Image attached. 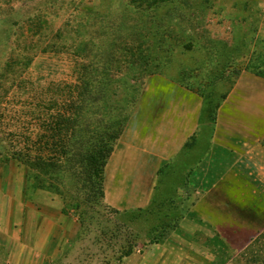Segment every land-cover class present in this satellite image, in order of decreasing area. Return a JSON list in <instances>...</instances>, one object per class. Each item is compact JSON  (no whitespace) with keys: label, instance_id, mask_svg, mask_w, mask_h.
Segmentation results:
<instances>
[{"label":"rangeland","instance_id":"1","mask_svg":"<svg viewBox=\"0 0 264 264\" xmlns=\"http://www.w3.org/2000/svg\"><path fill=\"white\" fill-rule=\"evenodd\" d=\"M139 1L0 0V193L10 199L0 264H154L163 246L178 248L182 264H264V236L250 250L262 261L242 256L264 232L257 167L229 175L220 205L186 211L179 187L194 155L161 166L143 152L171 103L213 121L242 98L237 86L264 88V0ZM100 141L108 157L89 200L66 156L94 153ZM41 214L68 216L57 248L37 237Z\"/></svg>","mask_w":264,"mask_h":264},{"label":"crops","instance_id":"2","mask_svg":"<svg viewBox=\"0 0 264 264\" xmlns=\"http://www.w3.org/2000/svg\"><path fill=\"white\" fill-rule=\"evenodd\" d=\"M236 88L243 94L242 98L236 102L223 103L213 121H201L197 110L184 103L173 102L170 106H166L163 114H160L162 120L153 131L154 138H150L147 149H143V152L146 151L149 155L159 158L161 166L170 162L175 164L177 158L179 160L183 154L189 158L194 155L195 160L187 164V173H191L189 181L179 187L184 192L181 195L182 208H186V211L188 206L193 208L205 204V200H208L207 203L211 206L220 205L218 202L215 203V199H219L221 190L230 189L229 175L235 174L237 169L242 171L248 167H257L259 172L264 174V98L251 96L254 93L264 94V88L251 86ZM206 126L210 128L208 135L205 133L208 129ZM194 134L195 137L192 138ZM192 139H195L196 149H193ZM188 142L190 144H187ZM193 176L198 181H191ZM23 194L21 187L15 195L18 208L14 216L16 225L14 224L11 232L13 237H18L20 234L24 208ZM0 198L4 202V211L0 214V229L5 232L8 228L9 216L6 213L10 199L4 193H0ZM64 217L68 216L41 214L37 237L57 248L63 232L61 222ZM217 230L227 238L232 247L234 246L237 253L242 250L243 246L237 245L227 233L226 225L218 224ZM154 248L161 249V254H165L163 260L157 258L154 264L161 262L182 264L178 261L182 260L178 248L166 246ZM178 255L180 259H176ZM187 264L194 263L188 261Z\"/></svg>","mask_w":264,"mask_h":264},{"label":"trees","instance_id":"3","mask_svg":"<svg viewBox=\"0 0 264 264\" xmlns=\"http://www.w3.org/2000/svg\"><path fill=\"white\" fill-rule=\"evenodd\" d=\"M168 0H141L139 3L135 4L136 7L144 9V8H151L154 6L159 5L160 3L166 2ZM83 142V141H82ZM105 144V141H100V144L98 145V150L95 151L94 153H88L87 151H84L82 153H79L77 158L73 159L71 155H67L68 159V167L73 168L71 174H68L65 170H63L62 180L64 181L65 177H72V179L77 183L81 182V187L82 186H87L89 193L88 199L90 200L92 197V194H96L98 192V189L101 188V180L103 178V171H104V166L107 161L108 157V152H103L105 148L103 145ZM39 159H35L34 162L31 165L34 168H40L39 165ZM39 163V164H38ZM53 165H56L55 162H51ZM81 173L84 175V179L81 180ZM38 174L35 173L33 175V178L36 180L38 178ZM49 178L54 180V176L52 174H48ZM264 236V232L260 233L256 239L252 241V243L246 248L242 256H245L248 254V252L251 250L253 245L259 241L261 237ZM252 253L249 257L251 261L257 262V261H262L260 257L253 253V251H250ZM129 254V253H128ZM219 264H226V263H219Z\"/></svg>","mask_w":264,"mask_h":264}]
</instances>
